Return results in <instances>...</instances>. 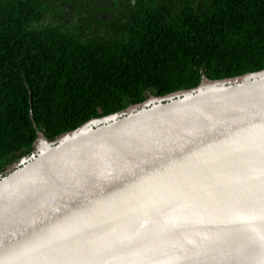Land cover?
<instances>
[{
	"label": "water",
	"instance_id": "95a60500",
	"mask_svg": "<svg viewBox=\"0 0 264 264\" xmlns=\"http://www.w3.org/2000/svg\"><path fill=\"white\" fill-rule=\"evenodd\" d=\"M93 119L0 178V264H264V70Z\"/></svg>",
	"mask_w": 264,
	"mask_h": 264
},
{
	"label": "trees",
	"instance_id": "16d2710c",
	"mask_svg": "<svg viewBox=\"0 0 264 264\" xmlns=\"http://www.w3.org/2000/svg\"><path fill=\"white\" fill-rule=\"evenodd\" d=\"M264 70V0H0V178L86 122Z\"/></svg>",
	"mask_w": 264,
	"mask_h": 264
},
{
	"label": "rangeland",
	"instance_id": "374dc122",
	"mask_svg": "<svg viewBox=\"0 0 264 264\" xmlns=\"http://www.w3.org/2000/svg\"><path fill=\"white\" fill-rule=\"evenodd\" d=\"M153 98H156V97H149L147 100H148V101H153V100H154ZM35 145H36V143H35ZM35 148H36V147H34V149H35ZM32 152L34 153V150H33ZM23 159H24V158H23ZM23 159H20L19 162L23 161ZM19 162H18V163H19ZM18 163L16 162V163H14V164L8 166L7 169H10L11 167L15 166V165L18 164Z\"/></svg>",
	"mask_w": 264,
	"mask_h": 264
},
{
	"label": "bare ground",
	"instance_id": "6f19581e",
	"mask_svg": "<svg viewBox=\"0 0 264 264\" xmlns=\"http://www.w3.org/2000/svg\"><path fill=\"white\" fill-rule=\"evenodd\" d=\"M34 150H35V149H34ZM24 159H26V158H24ZM24 159H23V160H24Z\"/></svg>",
	"mask_w": 264,
	"mask_h": 264
},
{
	"label": "flooded vegetation",
	"instance_id": "af4514ba",
	"mask_svg": "<svg viewBox=\"0 0 264 264\" xmlns=\"http://www.w3.org/2000/svg\"><path fill=\"white\" fill-rule=\"evenodd\" d=\"M25 160H26V159H25ZM25 160H24V161H25Z\"/></svg>",
	"mask_w": 264,
	"mask_h": 264
}]
</instances>
